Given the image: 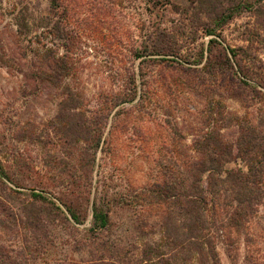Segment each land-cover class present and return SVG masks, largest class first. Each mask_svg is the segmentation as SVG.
Here are the masks:
<instances>
[{"label":"rangeland","instance_id":"1","mask_svg":"<svg viewBox=\"0 0 264 264\" xmlns=\"http://www.w3.org/2000/svg\"><path fill=\"white\" fill-rule=\"evenodd\" d=\"M259 162L264 0H0V264H264Z\"/></svg>","mask_w":264,"mask_h":264},{"label":"trees","instance_id":"2","mask_svg":"<svg viewBox=\"0 0 264 264\" xmlns=\"http://www.w3.org/2000/svg\"><path fill=\"white\" fill-rule=\"evenodd\" d=\"M231 17L232 16H230V15H226V16L222 15L219 18V20L216 21V24H219L222 26L224 23L231 20ZM208 33L211 35L216 34V30L208 31ZM202 58H204L203 55H202ZM99 144H100V142H99ZM246 146L247 147L244 150L246 153L248 151L251 152L252 150H255V148H256V145L254 143L247 144ZM218 161L219 160L216 158L212 159V162H214L215 164L219 163ZM204 167L207 168V165ZM262 167H264L263 162H259L257 164V166H254V165L250 166V169H248L249 170L248 172L239 171L238 173H229L230 177H227L228 178L227 181L229 183H233L234 185L240 186L241 189L243 190V194L240 193L241 197L243 198V200H240V198H239L240 205H242V202L247 203L248 207L249 206L253 207V206H255V204L257 206L260 204V200L258 199V190H259V187L262 186V182H261L262 177L260 176L261 170L263 169ZM214 170H215V168H209L205 172H212ZM200 186H202V185L200 184ZM252 186L256 187L257 192L255 191V189ZM201 191H203V187H200V189L198 187L197 188L198 197L195 196V197H197V199H193V198L190 199V200H192L190 202H194V204H192V206L188 205V208L180 207L178 209V212H179L178 215H180L181 217L186 216L188 219H190V221L193 220V224H192L191 229H190L191 230V232H190L191 236L194 235V232H199L201 230L209 231V229H210V228H207V226L205 225L206 220H203L204 216H205V207H209V203L207 201H203L202 202L203 205H199V203H198ZM39 197H41V196H39ZM180 197H181L180 192H174V189H173V199L177 201L178 199H180ZM204 204L206 206H204ZM243 210L245 212V209H243ZM72 215H73V218H75L77 220V217L75 216V214H72ZM94 219H95V224L99 229H105L107 227V225H108L107 215L104 214L102 211L95 209ZM232 219H234V218H232ZM198 238H199L198 236L197 237L193 236L191 238L190 242L193 240H198ZM208 245H210V243ZM208 252H215V250L212 246H210V247H208ZM212 257H214V256H212ZM214 259L215 258H212V260L215 262ZM209 260H211V259L209 258ZM215 264H216V262H215Z\"/></svg>","mask_w":264,"mask_h":264}]
</instances>
